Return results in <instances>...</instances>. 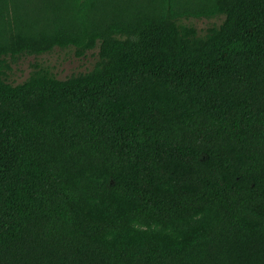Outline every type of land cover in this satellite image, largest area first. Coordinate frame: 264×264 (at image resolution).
<instances>
[{
	"label": "trees",
	"instance_id": "trees-1",
	"mask_svg": "<svg viewBox=\"0 0 264 264\" xmlns=\"http://www.w3.org/2000/svg\"><path fill=\"white\" fill-rule=\"evenodd\" d=\"M0 264H264V0H0Z\"/></svg>",
	"mask_w": 264,
	"mask_h": 264
},
{
	"label": "rangeland",
	"instance_id": "rangeland-1",
	"mask_svg": "<svg viewBox=\"0 0 264 264\" xmlns=\"http://www.w3.org/2000/svg\"><path fill=\"white\" fill-rule=\"evenodd\" d=\"M222 17H189L183 22L193 25L199 33H205L209 27L220 24ZM98 59V50L88 51L84 56H76L74 48L55 47L52 51L39 55H22L11 63L8 72L10 81L20 83L25 80L34 64L48 66L60 79L66 78L74 73L85 72L93 68Z\"/></svg>",
	"mask_w": 264,
	"mask_h": 264
}]
</instances>
